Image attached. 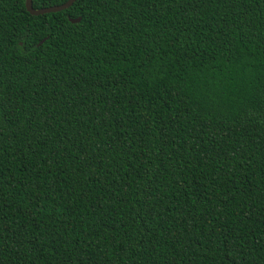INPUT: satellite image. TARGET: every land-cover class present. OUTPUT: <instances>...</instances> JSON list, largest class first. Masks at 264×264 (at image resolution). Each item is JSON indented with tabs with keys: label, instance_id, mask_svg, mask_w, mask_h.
<instances>
[{
	"label": "trees",
	"instance_id": "16d2710c",
	"mask_svg": "<svg viewBox=\"0 0 264 264\" xmlns=\"http://www.w3.org/2000/svg\"><path fill=\"white\" fill-rule=\"evenodd\" d=\"M0 264H264V0H0Z\"/></svg>",
	"mask_w": 264,
	"mask_h": 264
},
{
	"label": "water",
	"instance_id": "95a60500",
	"mask_svg": "<svg viewBox=\"0 0 264 264\" xmlns=\"http://www.w3.org/2000/svg\"><path fill=\"white\" fill-rule=\"evenodd\" d=\"M73 1L74 0H66L60 4H57V5H50V6L35 9L31 6V0H24V8L31 15H40V14H44V13H48V12H55V11H59L61 9H65L66 7L70 6ZM68 20L70 22H77L79 20V17L68 18ZM42 41H43V39L38 41L37 44H40Z\"/></svg>",
	"mask_w": 264,
	"mask_h": 264
}]
</instances>
